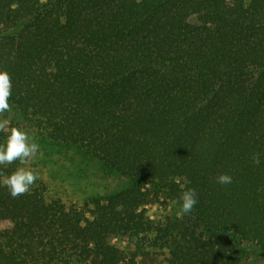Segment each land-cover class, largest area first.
Instances as JSON below:
<instances>
[{
  "label": "trees",
  "instance_id": "trees-1",
  "mask_svg": "<svg viewBox=\"0 0 264 264\" xmlns=\"http://www.w3.org/2000/svg\"><path fill=\"white\" fill-rule=\"evenodd\" d=\"M0 71L9 128L126 181L89 216L0 184V264H240L241 242L264 264V0H0Z\"/></svg>",
  "mask_w": 264,
  "mask_h": 264
},
{
  "label": "rangeland",
  "instance_id": "rangeland-1",
  "mask_svg": "<svg viewBox=\"0 0 264 264\" xmlns=\"http://www.w3.org/2000/svg\"><path fill=\"white\" fill-rule=\"evenodd\" d=\"M14 114L16 113L12 110L10 116ZM15 119L16 124L18 123L15 127L26 131L38 143L36 130L29 121L20 114ZM39 145L34 160L27 165H21L18 161L13 172L19 167H26L37 173L40 179L32 189H39L48 199H61L68 207L80 208L89 216V211L93 208L90 203L108 193L119 192L126 185L122 176L105 169L92 157L57 144L44 142ZM167 202L146 206L149 219L157 222L165 216L176 214V207ZM11 225L9 221L0 220V229ZM239 249L242 258L240 264H262L261 253L254 244L241 242Z\"/></svg>",
  "mask_w": 264,
  "mask_h": 264
},
{
  "label": "clouds",
  "instance_id": "clouds-1",
  "mask_svg": "<svg viewBox=\"0 0 264 264\" xmlns=\"http://www.w3.org/2000/svg\"><path fill=\"white\" fill-rule=\"evenodd\" d=\"M11 95L12 81L10 74L7 71H0V117L12 110L9 104ZM0 132L6 134L5 142L0 144V166L11 165L17 161L21 165H27L34 160L40 145L26 131L16 127L9 128L8 121L0 119ZM38 179H40L39 175L33 170L19 167L5 176L0 184L7 188L13 199H16L22 195L30 194ZM216 182L221 185H228L232 183V177L221 173L216 178ZM180 200L182 202L181 212L185 215L192 213L198 203L196 190H182Z\"/></svg>",
  "mask_w": 264,
  "mask_h": 264
}]
</instances>
